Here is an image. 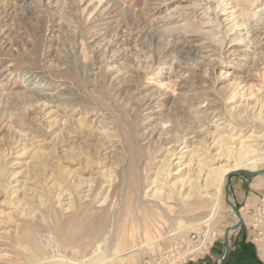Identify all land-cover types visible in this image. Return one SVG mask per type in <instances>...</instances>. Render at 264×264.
Instances as JSON below:
<instances>
[{"label": "rangeland", "instance_id": "1", "mask_svg": "<svg viewBox=\"0 0 264 264\" xmlns=\"http://www.w3.org/2000/svg\"><path fill=\"white\" fill-rule=\"evenodd\" d=\"M231 137L258 151L241 163L252 171L264 0H0V264L207 260L180 248L205 230L223 247L236 217L224 182L170 199L152 182L171 148L234 165ZM236 176L249 230L230 264H264V176Z\"/></svg>", "mask_w": 264, "mask_h": 264}, {"label": "bare ground", "instance_id": "2", "mask_svg": "<svg viewBox=\"0 0 264 264\" xmlns=\"http://www.w3.org/2000/svg\"><path fill=\"white\" fill-rule=\"evenodd\" d=\"M197 110L193 115V119L195 121H199V120L207 121L208 117L207 115H204V112L201 110L200 106ZM216 116L217 115H215V117ZM205 131L206 129L200 132L194 131L193 134H190L192 135V137L190 135L188 136V140L192 141L193 139L198 138L199 136L207 135V132ZM232 142H237V145L236 146L234 145L236 151L235 154L233 155H230L231 152H228L229 159L228 158L227 159L229 163L232 164L235 162V164L234 165L228 164L226 165L227 167L225 166L224 168L212 167L213 169H210L209 167V170L206 169V164L201 163L199 158H197L199 155L197 154L198 152L196 151V149L195 150L191 149L190 151L181 150V152H179L178 148L177 149L171 148L172 151L169 152V156H168L169 159H167L165 164H163L162 167H160L161 172L159 170L158 174L156 175V177H154V180L152 182V185L159 186L156 190H154L152 196L158 197L161 195H165L167 199H170L171 197H173L176 191H182L184 190V188H187L188 194L186 196L190 197L196 190H200L201 194H203L202 193L204 192L203 189L208 187L210 184H214L219 180L223 181L224 184L226 185L227 177L229 176V174L242 170L246 171V166L241 165V163L242 162L246 163L247 161L252 160V157L255 156L258 152L252 146L245 144V142H248V140L238 142V139H234L231 137L230 143ZM193 143L201 145V140H197V141L195 140L193 141ZM184 148L185 149L189 148V145H187L186 143L184 145ZM187 152L191 154V158L188 160L187 163H181L179 165L180 166L179 170L174 172L172 170V168L175 166L174 162L176 160L183 161L185 156L184 154H186ZM193 160H197L196 168H194L196 165H193L194 164ZM260 162H261L260 164L259 163L254 164L253 169L252 171H250V173L258 172L264 169V158L260 159ZM161 175H164L165 177L164 180L163 178H161ZM162 182H165V184L162 185L161 184ZM165 190H168V194H165L164 192Z\"/></svg>", "mask_w": 264, "mask_h": 264}, {"label": "water", "instance_id": "3", "mask_svg": "<svg viewBox=\"0 0 264 264\" xmlns=\"http://www.w3.org/2000/svg\"><path fill=\"white\" fill-rule=\"evenodd\" d=\"M242 175L246 178H253L256 176H264V169L258 172L250 173L247 171H237L229 174L227 177L226 185H225V202L231 207L236 216V224L231 226L225 230L223 244H224V254L221 258L220 264H227L230 258V236L233 232L239 230L244 225V218L241 214L240 209L236 206V204L231 200V179L233 176Z\"/></svg>", "mask_w": 264, "mask_h": 264}, {"label": "crops", "instance_id": "4", "mask_svg": "<svg viewBox=\"0 0 264 264\" xmlns=\"http://www.w3.org/2000/svg\"><path fill=\"white\" fill-rule=\"evenodd\" d=\"M235 177H237V176H235ZM232 179H231V181H232ZM231 194H232L233 201L235 202V204H236L237 207H241V205H243V204L246 203V201H247L246 193H245V189L242 188V186L241 187H238V188H233L231 190ZM244 222H245L244 225L239 230L233 232L231 234V236H230V248H231V252H230V258H229L227 264H230L231 260L233 259L232 258L233 251H235L236 248H237V247H235L234 244L240 239V238H238V236H236L233 239L232 238L233 235L235 233H237V232L239 233V231H245V232H247L249 230L248 229V226H247L248 225L247 222L246 221H244ZM235 224H236V217H235L234 223L231 226H234ZM223 254H224V244H223V247L220 246V245H218V244H215V246L210 250V252L208 254L207 260L200 261L198 264H214V263H219L221 261V258L223 256Z\"/></svg>", "mask_w": 264, "mask_h": 264}, {"label": "built area", "instance_id": "5", "mask_svg": "<svg viewBox=\"0 0 264 264\" xmlns=\"http://www.w3.org/2000/svg\"><path fill=\"white\" fill-rule=\"evenodd\" d=\"M219 241V236L215 232L205 230L202 233H195L190 236L187 243L180 248L182 255L193 258L194 256L203 259ZM207 251V254H206ZM205 255L204 257H200ZM194 259V258H193Z\"/></svg>", "mask_w": 264, "mask_h": 264}]
</instances>
